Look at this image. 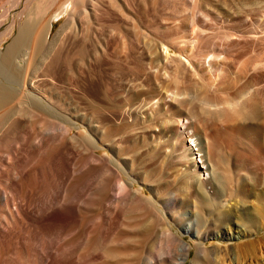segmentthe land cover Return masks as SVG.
<instances>
[{"label": "bare ground", "instance_id": "1", "mask_svg": "<svg viewBox=\"0 0 264 264\" xmlns=\"http://www.w3.org/2000/svg\"><path fill=\"white\" fill-rule=\"evenodd\" d=\"M21 1L0 0V9H3L0 16V28L11 11L18 8ZM61 1L62 3L51 13L46 11V5L50 3V0H32L26 3L18 14L20 19H23V24L17 28L16 34L12 36L3 52H0V264H59L73 257L77 258V263L83 261L88 264H105L106 257H114L116 254L115 247L114 250L107 249V243L123 244L122 238L116 241L113 234H109L111 225L124 221L129 214H138L136 218L142 219L144 223L140 228L139 237L136 236L138 239L136 240L140 242L138 243L140 245H136L141 247L140 252L135 251L137 255L135 254L136 258H133L137 264H185L187 259H190L189 264H245L246 255L250 253L248 251L252 245L244 249H235L234 253L231 251L227 256L226 252L221 254L219 250L209 251L201 247L200 243L195 241V244H191L183 238L184 235L190 234L199 240L208 237L210 233H215L221 237L238 239L254 232L252 228L257 223V217L254 214L245 213L244 209L238 210L239 212L230 211L229 208L234 206L233 204L240 203V199L233 203H228L227 200L221 203L223 194L219 184L221 180L228 179L230 171L223 166L225 161L220 156L221 150L218 144L214 147L215 163L206 161L203 140L198 132L201 130L197 131L196 120L193 122L195 128L191 126L193 131H190L191 128L187 125L191 119V116H187L189 112L187 113L186 110L188 121L182 117L185 113L182 110L183 105L187 103V99L177 98L176 101L168 104L162 97L163 102H157L158 104L154 105L151 102L152 98L147 100L148 92L147 96L143 92L147 107L143 104L144 100L140 101L144 106H140L141 104L136 106L137 104L134 105L131 102L142 93L139 95V92L134 93L132 88L127 89L119 84L112 85L97 69V73L92 77L97 78L98 85L95 86L96 82H93L92 85L96 87L95 92H89L92 81L88 84L90 79L88 75L86 76L87 71L83 69L84 73L79 69V72H74L73 54L66 50L65 44L63 49L60 48L61 44L57 48L58 35L54 36L53 40H49L52 21L62 15L66 16L67 21H75V16L78 15L75 10L85 0ZM194 1L187 2L197 9L199 6L196 5V7V1L195 3ZM201 1L205 4L208 2V0ZM231 2L235 7L229 6L226 9V3L223 6L214 3L213 6L217 5L220 8L209 7L214 10L211 9L213 12L210 14L207 11V13L198 12L203 19L205 18L204 20L210 21L212 19L217 21L219 13L220 16L222 13V17L241 28L234 29L236 40H250L264 44V0H232ZM5 5L8 6L5 7ZM208 5L206 4L207 7ZM204 8L206 7H203V10L208 9ZM86 14L87 9H85ZM134 21L131 22V33L129 32V36L126 35L130 44L135 40L136 31L140 28V23ZM72 25H74L73 22ZM14 29L15 25L9 24L0 34V44L12 35ZM122 35L120 34L123 38ZM196 40L193 39V41ZM123 49L126 48L123 47ZM132 50L135 49H131V52ZM163 50L166 52L167 49L163 47ZM160 52L158 51L157 54ZM129 54L131 53L125 55L126 58L134 59V53H132L134 57ZM211 55L212 59L208 56L210 59L206 62L201 55L196 58L184 56L183 59L181 57L176 59L175 56V61L171 58L174 64L165 60L168 64H163V71L169 72L171 76L169 78L174 81L173 83L180 82L184 85L183 88H179L181 90L174 91V95L170 93L173 98L181 94L185 85L189 84L187 76L209 85L214 82L216 76L219 77L220 74L229 70L221 53ZM82 60L80 62L83 63L84 60ZM168 60L170 61L169 56ZM152 63L153 61L150 64ZM240 64H243L240 69L243 74L238 72V69L230 71L233 76H229L231 78L227 80V83L230 80L229 84L232 83L231 85L235 86L234 96L224 99L223 102L218 101L219 103L214 101L215 97L212 96L213 100L212 97L206 96L196 115L206 122L208 119H217L215 121L225 123L227 120V123L238 119L244 124L241 128L242 134L251 135L258 131V125L253 122L259 119L264 122V55L258 57L255 62H251L250 67L248 63ZM128 65L135 72L134 64ZM154 66L156 67V64ZM91 70L89 69L90 72ZM135 73L138 74V72ZM73 86L85 93L87 96L85 102L72 100ZM164 92L168 91L164 90ZM205 92L208 91H201L202 94ZM207 94L209 96L210 93ZM156 96L160 97L158 94ZM165 106L167 108H164ZM196 107L195 105L193 108ZM110 121L119 122L123 126L110 127ZM138 124H140L139 127ZM153 126H159V133L152 131ZM78 127L80 129L73 133V129ZM176 133L184 135L183 139L185 138L184 142L187 145H184L185 148L181 151L175 149V140L172 142ZM146 135L157 140L155 144L147 147L152 149L153 157L151 158L158 159L171 155L170 158L175 160L178 167L186 163L180 183H183L184 195H189L188 198L194 200L192 212L188 210L190 208L188 201H180L179 195L176 194L177 190L159 199L158 188L152 187V170H144L142 167L132 170L133 167L127 163L128 161H118L126 151L135 148V144H142L140 141H144L143 137ZM97 144L111 151L113 157L100 155L97 152ZM251 145L254 146L252 142ZM224 175L226 177L223 179ZM136 182H140L139 188L134 187L133 184ZM144 187H148L147 189L153 193L152 196L145 194ZM210 190L214 194L213 198L207 196L210 195ZM96 199L101 202L103 211L92 220L91 224L89 222L78 242L69 241L67 237L71 231L68 227L72 222L77 221L81 214L79 207L88 201L92 204ZM202 214L204 217L212 216V222L206 227L203 217L201 221ZM240 216L241 219H238ZM236 218L238 221L241 220V227H238L236 234L231 236L228 231L229 225ZM171 223L177 230L172 228ZM222 228L227 229L222 230ZM191 247H194L193 255L190 253ZM131 261L128 263L131 264ZM134 261L132 263L135 264Z\"/></svg>", "mask_w": 264, "mask_h": 264}, {"label": "rangeland", "instance_id": "2", "mask_svg": "<svg viewBox=\"0 0 264 264\" xmlns=\"http://www.w3.org/2000/svg\"><path fill=\"white\" fill-rule=\"evenodd\" d=\"M31 1L32 0H22L18 8L12 10L11 13L8 15V17L6 18V20L4 21V25H2V27L0 28V34L11 23L15 25V29L13 30L12 35L8 37L2 44H0V52H3L7 44L10 42L12 36L16 34L17 28L23 24L24 21L23 19H20L18 14L24 8V5ZM187 1L188 0H113V1L112 0H98V1L90 0L89 2L88 0H85L84 3H82L80 7L75 10L76 14L78 15L75 14L76 15L75 21H72L74 25H72L71 21H67L65 15L59 16L57 19L52 21V30L50 32L49 40L50 41L53 40V38H55L54 36L58 35L59 39L57 42V45H58L57 48H59L60 47L59 44H61L62 47L60 48L63 49V45L65 44L64 47L66 48V50H68L71 54H73L74 65H75V66L73 65L74 66L73 69L75 73L77 71L79 72V69L81 72L83 71L84 73L85 71L88 72L89 69L90 70L92 69L91 70L92 72L90 71L88 73L86 72V76L88 75L90 79L88 80V84H89V81L90 82L92 81L91 85L93 82L97 83V84L95 83V86L98 85L99 81H97V78L95 76H94L95 78L92 77V75L97 73L96 71L97 69L98 71H101L104 74V77L106 78V80L110 81L112 85L119 84L120 86H125V88L127 89L132 88L134 93L139 92V95H141L142 93L141 96H138V98H135L131 102L134 105L137 104L136 106H139V104H141L140 106H142L144 104L145 107H147L146 105L147 103H145V101L151 98L153 100V101L151 100V102L154 103V105L158 104L157 102H160V103L163 102V100L169 104L174 100L176 101L177 98L187 99V103L183 105V109H182L185 112L184 113L185 116L183 114L182 117H184L187 121H188V119L186 118L187 116L189 117L191 116L190 117L191 119L195 117L193 121L189 119L190 122L188 121L187 125L190 128L191 126L195 128L193 122L194 120H196L195 124L198 125V128L196 127L197 131L201 130L198 132H199L200 137L203 140L202 143H203V147L205 150L206 161L209 163H212V162L215 163V158H216L215 152L216 151L214 150V147L218 144L219 150H221L220 156L225 161V163H223V166L227 167L228 170L230 171L229 177H228V174L226 173L228 179H224L226 177V175H224L223 176L224 180H221V183L219 182L220 183L219 187H220V190L222 189L221 193L223 194L221 197V200L223 201L221 203H223L225 200H227L228 203H233L235 200L240 199L241 200L240 203H238L237 205L233 204L234 206H231L229 208L230 211L234 212L235 210V212H239V211H242L241 209H244L246 211L245 213L247 214L251 213L257 217V223L252 228L254 229V232L250 233V235L247 237H240L238 239H231V238L229 239L228 237H221L219 234L216 235L215 233H210L208 234V237L201 238L199 240L195 239L190 234L184 235L183 238L191 244L193 243L195 244V241H196V243L198 244L200 243L201 247L203 246V248H206L209 251L219 250L221 254H224V252H226L227 256H229L231 251L235 252V249H244V247L248 248V246L252 245L251 246L252 248L249 249L248 251L250 253L246 255L247 257L245 260V264H264V125H263L264 122L263 120H260V119L255 120L253 123L255 125H258V131H256L255 133L251 135H245V134H242L241 132V128L244 127V124L239 122L238 119H234V120L231 119L233 121L227 122V123H226L227 120L225 121V123L220 122V121L219 122L215 121L217 119L215 120L208 119V121L206 122V120L202 121L196 115L198 114L196 112H199L198 108L202 106V102H204L203 99H205L206 96L210 98L212 96L215 97L214 98L215 100L213 99V97L211 99L217 102L218 101L223 102L224 99L225 100L226 98L230 99L231 97L234 96L233 92L236 90L234 84L233 86L231 85L232 83L229 84L230 80L228 81L229 83H227V80L231 78L229 76H233V74L230 71H235L236 69H238V72L240 71V73L243 74V71L240 70L243 64H240V63L241 62L244 64L248 63L250 67L251 62H255L258 59V57L260 56L262 57L264 55V44H261L260 42H253L250 40L249 41L242 40V39L236 40L234 36V29H241V28L238 27V25H235L234 23H232V21H228L229 19L226 20V18L223 16L225 18L224 19L222 17V13H221V16L219 13L220 18L218 17L217 21L212 18H211L212 19L211 21L209 19L204 20L205 18L203 19V16L199 13L200 11L202 12L204 11L205 13L208 12L209 14L212 13L214 11L212 8L217 7V5L213 6L214 3L221 4L222 6L224 3H226L225 5L227 7H225L224 5L226 9H228L229 6L235 7V5H233V3L231 2L232 0H225V1L224 0H218V1L208 0V2H210V4L206 2L207 5L209 4L208 7L206 6L205 2H202L201 0L200 1L195 0L196 1L195 6L196 5L199 6V7L196 6L197 9L193 8L191 3ZM198 2L202 4H199ZM61 3H62L61 0H50V3L48 2V4L46 5L47 6L46 11L48 13L49 12L51 13V11H53V9L55 10L57 6H59V4ZM6 6L8 5H5V7ZM92 6H93V9H92ZM202 6L206 7L204 9H207V8L208 9L203 10ZM209 7H212V8H209ZM199 8L201 10H198ZM85 9H87L86 15H85ZM211 9L213 10L212 12H211ZM122 11L125 14L122 13ZM81 12H82V15H81ZM2 13H3V9H0V16ZM48 13H44V14L46 15ZM135 14H136V17H135ZM45 15L43 16L44 19H45ZM13 19L15 21H13ZM131 20L132 21L135 20L137 23H140V28H141V29L139 28L136 31V38H135L136 41L135 40H133V42L131 41L132 44H130V41L127 38V36H129L128 35L129 32L131 33V30H130L131 22H132ZM120 34H123L122 35L123 38L120 36ZM196 37H198L197 40H196ZM193 39L196 41H193ZM128 41L130 44L129 46L127 45ZM157 41L159 43H157ZM142 44L145 47L142 46ZM152 46H154V48H152ZM123 47L126 49H123ZM130 47L131 49H135V50H132L131 52ZM155 47L157 48L155 49ZM163 47L167 49L166 52L165 50H163ZM84 49L86 51V54H84L85 52ZM81 50L84 51V52L82 51V54H84L85 57L84 55L81 54ZM158 51L159 52L161 51L162 53L164 52V54H161V52L157 54ZM126 52L131 53V54L134 53L135 57L132 54L134 59L132 57L126 58V56L128 55V53ZM155 53L157 55H155ZM212 53H216V54L221 53V55H223L224 57L221 55L220 56L226 60L227 62L226 66L228 65L229 70L226 73L220 74L219 77L216 76V79L214 80V82L209 83V85L203 84L202 81L200 82V80L187 76L186 77L187 83H189L190 85L189 84L187 86L185 85L184 91H186V93L182 91L183 93L181 92V94L179 95L177 94L173 98L172 96L174 95V93L181 90L179 88H183L184 85L180 82H177L176 84L173 83L174 81L170 79L171 76L169 72L166 70L163 71L164 69L163 66L166 65L167 62L174 64V61L177 58L181 57V59H183L184 56H188V58H196L197 56L201 55V57L203 56L202 58L206 62L208 59L210 58L212 59V55H211ZM131 54L129 55L131 56ZM81 55H82V58H80ZM166 55L169 56V59L171 62L168 60V56L166 58ZM124 58H126V60ZM171 58L172 59L174 58L173 59L174 61ZM128 59H130L131 63L134 64L133 69H136L135 72H138V74L135 73L134 70H131V68L129 67L130 65H128L131 63ZM131 59H133L134 61ZM81 60L83 61V63L80 62ZM122 60L128 61V62H124ZM165 60L167 62H165ZM152 61L153 63L150 64ZM159 63H161L160 64L161 66L158 68ZM154 64H156V67L154 66ZM89 65L91 66L89 67ZM84 66L86 67L84 68ZM94 67H95V70H94ZM236 67H239V68H236ZM83 69H85V71ZM102 69L105 73L102 71ZM136 74L138 75L137 77H136ZM164 74H166L167 76ZM91 85H90L91 88L89 89L90 90L89 92H95L96 87L94 86V84L92 86ZM205 85H208V86H205ZM164 90L168 92H164ZM200 90L202 92L203 91H208V92H205L202 94ZM143 92H145L146 96L149 94L151 97L148 95L149 97L147 96V100H145L146 97ZM150 92H152L153 94ZM168 93L169 94L172 93L173 95L172 94L169 95ZM207 93H210L209 96ZM157 94L160 97H157L156 96ZM152 95L154 96V99ZM71 97H72V100L76 102H81V101L85 102L87 98L85 93L81 91L80 89H78L76 86H73ZM170 98H171V101H169ZM198 98L200 99L202 98V100ZM143 100L144 102L142 104L141 102ZM191 102H192V105H190ZM195 105L197 106L196 108L198 111L196 110V108H193L195 107ZM164 108H167V107L165 106ZM186 110H187V113L189 112V115H187ZM197 120L200 122H198ZM201 124H203V126ZM109 125L110 127L116 126L117 128L118 127L121 128L123 126L122 124L120 125L119 122H114V121L112 122L110 121ZM76 126H79V125L76 124ZM137 126L139 127L140 124H138ZM188 127L187 129H190ZM193 127L190 129V131H193L192 130ZM78 129H80V127L74 128L73 133H76ZM238 130L241 132L242 135L240 134V132H238ZM152 131L156 134L159 133V126L158 127L153 126ZM183 137H184L183 134L179 135L178 133H176L175 138L172 140V142H174L175 140L174 146H175V149L176 148L178 149L177 151L179 150L181 151L185 148V146H187L184 142L185 138L183 139ZM143 139L144 141L143 140L140 141L142 142V144L141 143L135 144V148L133 147L132 148L133 150L130 149V151L129 150L126 151L127 154L126 153L123 154L122 156L124 157L120 156L118 161H122V160L128 161L127 163L131 167H133L132 170L137 167H142V169L144 170H152L151 171L152 172V178H151L152 187L158 188L159 190L158 194L161 195V196L159 195V199L162 198V196H165L168 193H171L172 191L177 190L178 192H176V194L179 195L178 198L182 202L188 201V203L190 204V208L189 209L186 208V209L191 211L194 200L189 199L188 198L189 195L187 196L184 195V192L182 190L183 183H180L182 180L181 178H182L183 171H184L183 168L186 165V163L178 167V164L175 163V160L173 158H170L171 155H169V157H160L158 159L151 158L153 157L152 149L147 148V147L150 146V144H155L157 140L155 138L156 140L155 141L147 135L144 136ZM222 141H223V144H222ZM251 142L254 146L251 145ZM97 146H98L97 152L100 155L107 156V157L109 156V158L113 157L111 151L107 150V148L106 149L103 148L100 144H97ZM129 156H132V157L134 156V157L132 158ZM149 160H150V163H149ZM131 163L133 165H131ZM130 166L128 167V169L130 168ZM133 185L136 188H139L141 186L140 182H136ZM152 187L151 189L153 190ZM147 188L148 187H144L145 194L152 196L153 193H151L150 190ZM209 192H210V195H207V194L206 195L209 196V198L210 197L213 198L214 194L211 193V190ZM102 211H103V206L101 205V202L98 201L97 199L94 200L92 204H90V202L88 201L83 206L79 207V213L81 214H79L77 221L75 220L74 222H72V224H70V227H68L69 231H71L69 232L71 234H69V236L67 237L68 240L73 243L78 242L80 238L82 237V235L84 234L89 222L91 224L92 220L95 217H97ZM203 214L205 215V212H203ZM203 214L201 216V221L205 219L203 221H206V224L204 223L206 227L207 225H209L210 222H212V216L204 217ZM137 215L138 214H129L127 218L126 217L124 218V221L122 222L120 221V223H115L111 225L109 234L112 233L116 241H118V239L120 241V239L122 238L121 241H123L122 243L124 245L121 243L119 245L107 243L108 244L107 249L111 250L115 247L114 249H116L115 250L116 254L114 257L112 256L106 257L107 262L105 259V264H130L128 262H130L131 260L134 261L133 258L137 255L138 252H140L141 247L140 246L137 247V245H140L138 244L140 242L137 241L138 239L136 236L139 237L140 231H141L140 228H142L144 223L142 222L143 221L142 219L136 218ZM238 219H241V216ZM235 221H238L237 218L234 219V222L229 225L230 229L228 231L231 236L232 234L233 235L236 234L238 227H241L240 226L241 220H239L238 222H235ZM121 224L124 225V227ZM171 224H172V228L174 230H177V228L173 225V223ZM133 228L134 230H132ZM226 229L227 228H222V230H226ZM178 231L180 234L181 230L179 229ZM136 248H138V250ZM135 251H137V253ZM190 253L191 255L194 254V247L190 248ZM76 261H77V258L73 257L67 260L66 262H60L59 264H65V263L79 264V262L80 264H88V263H84L83 261L82 262L78 261V263ZM133 261H131V264H134L132 263ZM189 263H190V259H187L185 264H189ZM135 264L137 263L135 262Z\"/></svg>", "mask_w": 264, "mask_h": 264}]
</instances>
